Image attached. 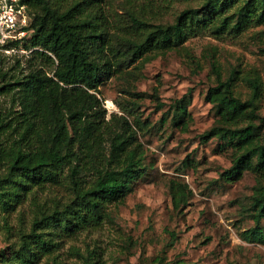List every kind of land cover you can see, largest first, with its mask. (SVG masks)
Returning <instances> with one entry per match:
<instances>
[{
    "label": "trees",
    "instance_id": "trees-1",
    "mask_svg": "<svg viewBox=\"0 0 264 264\" xmlns=\"http://www.w3.org/2000/svg\"><path fill=\"white\" fill-rule=\"evenodd\" d=\"M23 1L33 28L24 45L36 48L26 65L16 56L12 65L4 67L2 59L7 56L0 54V94L8 96L9 103L0 109V168L7 166L5 174L0 173V203L3 207L11 201L19 203L33 186L47 182L66 185L71 192L70 198L58 199L52 208H40L16 250V264H35L54 250V235L72 236L99 226L107 206L123 200L143 172L144 147L137 129L146 127L147 120L135 117L131 122L118 112L106 117L97 93L101 81L136 59L143 60L146 52L173 48L204 29L223 33L227 28L239 31L251 23H264V0H243L235 20L221 16L235 0H204L201 6L182 9L170 23L148 22L129 11L131 23L122 34L111 31L101 0ZM212 68L219 76L214 59ZM249 83L251 95L245 100L233 93L230 78L218 77L208 87L205 98L219 117L201 132L200 141L219 137L237 151L220 172L224 180H236L244 170L255 172L254 225L243 233L247 240L260 241L264 137L255 136L250 118L255 115L261 80L255 77ZM190 100L191 88L177 100L180 115L188 114ZM170 192L173 206L178 207L190 189L185 182L172 181ZM0 255L5 261L4 249Z\"/></svg>",
    "mask_w": 264,
    "mask_h": 264
},
{
    "label": "rangeland",
    "instance_id": "rangeland-1",
    "mask_svg": "<svg viewBox=\"0 0 264 264\" xmlns=\"http://www.w3.org/2000/svg\"><path fill=\"white\" fill-rule=\"evenodd\" d=\"M228 1V0H227ZM243 0H235L221 16L237 17ZM204 0H101L111 31L124 33L131 19L129 11L145 21L170 23L187 7ZM103 79L98 86L106 110L146 119L137 129L143 143V172L132 181V189L121 201L107 206V215L97 227L72 236H55L54 250L35 264H264V217L260 219L262 240H247L244 230L254 225L252 192L255 172L244 170L232 181L220 177L236 150L231 142L212 137L200 141V134L219 117L205 98L217 78H230L233 93L241 100L251 95L250 79L261 80L255 101L256 137H264V23H251L223 33L211 28L188 37L173 48L153 50ZM30 53L2 59L8 67L20 57L24 65ZM215 60L219 76L212 68ZM191 88L185 116L177 100ZM8 96L0 94V109L8 107ZM164 117V119H162ZM186 123V128H183ZM244 119L241 124H245ZM255 161V157H253ZM6 165L0 173L5 174ZM172 181L185 182L187 200L174 207ZM66 185L33 186L21 202L0 203V250L5 261L14 256L32 220L42 207L52 208L58 199L71 197ZM48 231L49 228H42ZM2 256L0 255V260Z\"/></svg>",
    "mask_w": 264,
    "mask_h": 264
},
{
    "label": "built area",
    "instance_id": "built-area-1",
    "mask_svg": "<svg viewBox=\"0 0 264 264\" xmlns=\"http://www.w3.org/2000/svg\"><path fill=\"white\" fill-rule=\"evenodd\" d=\"M31 14L23 0H0V54L30 53L36 46L26 47L30 37Z\"/></svg>",
    "mask_w": 264,
    "mask_h": 264
}]
</instances>
